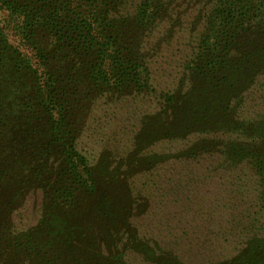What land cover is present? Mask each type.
Listing matches in <instances>:
<instances>
[{
	"label": "trees",
	"instance_id": "trees-1",
	"mask_svg": "<svg viewBox=\"0 0 264 264\" xmlns=\"http://www.w3.org/2000/svg\"><path fill=\"white\" fill-rule=\"evenodd\" d=\"M147 102L127 147L78 148ZM200 184L207 264H264V0H0V264H185L146 222Z\"/></svg>",
	"mask_w": 264,
	"mask_h": 264
},
{
	"label": "rangeland",
	"instance_id": "rangeland-1",
	"mask_svg": "<svg viewBox=\"0 0 264 264\" xmlns=\"http://www.w3.org/2000/svg\"><path fill=\"white\" fill-rule=\"evenodd\" d=\"M11 40L14 42V37ZM153 106L154 103L148 102L136 104L131 112L123 111L125 108L122 107V111L116 112L115 117L108 123L111 125L108 132L90 129L91 133L82 139L78 148L89 158L92 156V163L104 149L119 152L122 147L130 144L138 129L139 115L144 111H151ZM134 115L135 118L132 119ZM118 147H121L119 151ZM167 148L176 150L169 146ZM159 169L160 174H167L173 180L189 171L182 163L172 165L170 162ZM164 187L171 196V201L175 202L177 199L178 203H164L155 209L146 222L148 233L162 240L185 264H207V261L216 257L220 249L221 227L225 223V214L228 213L226 210L218 213L215 210V203L219 202L216 190L211 185L204 188L201 184L188 189H184V186L181 189L172 186L169 190L167 186ZM37 198L38 196L33 197L27 206V220L30 223L34 222L30 210L33 206H39Z\"/></svg>",
	"mask_w": 264,
	"mask_h": 264
}]
</instances>
